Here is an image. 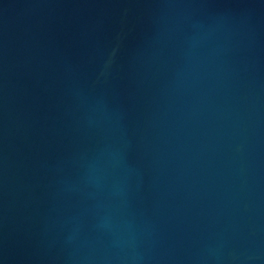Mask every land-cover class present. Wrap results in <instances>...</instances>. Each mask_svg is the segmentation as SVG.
<instances>
[{
    "label": "water",
    "instance_id": "obj_1",
    "mask_svg": "<svg viewBox=\"0 0 264 264\" xmlns=\"http://www.w3.org/2000/svg\"><path fill=\"white\" fill-rule=\"evenodd\" d=\"M0 264H264V0H0Z\"/></svg>",
    "mask_w": 264,
    "mask_h": 264
}]
</instances>
